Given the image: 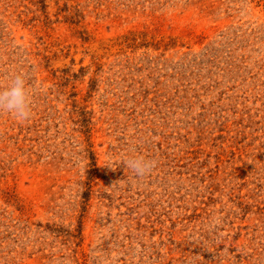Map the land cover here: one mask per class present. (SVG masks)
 <instances>
[{
	"label": "rangeland",
	"instance_id": "1",
	"mask_svg": "<svg viewBox=\"0 0 264 264\" xmlns=\"http://www.w3.org/2000/svg\"><path fill=\"white\" fill-rule=\"evenodd\" d=\"M16 73L0 264H264V0H0Z\"/></svg>",
	"mask_w": 264,
	"mask_h": 264
},
{
	"label": "clouds",
	"instance_id": "2",
	"mask_svg": "<svg viewBox=\"0 0 264 264\" xmlns=\"http://www.w3.org/2000/svg\"><path fill=\"white\" fill-rule=\"evenodd\" d=\"M32 90L22 73L9 77L7 83L0 87V113L10 115L19 124L28 122L32 117ZM125 168L134 178H143L151 173L154 161L140 155L130 154L122 160Z\"/></svg>",
	"mask_w": 264,
	"mask_h": 264
}]
</instances>
